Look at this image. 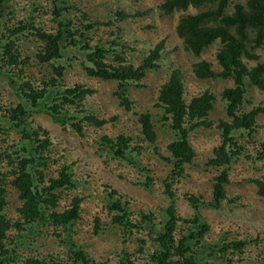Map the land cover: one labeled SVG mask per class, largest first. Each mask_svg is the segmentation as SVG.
<instances>
[{"label":"trees","instance_id":"trees-1","mask_svg":"<svg viewBox=\"0 0 264 264\" xmlns=\"http://www.w3.org/2000/svg\"><path fill=\"white\" fill-rule=\"evenodd\" d=\"M48 1L49 6L38 3L24 15L10 0H0V77L11 94L0 93V264H109L95 260L73 240L72 228L82 220V198L70 196L65 206L60 202L62 195L76 187L72 164L57 156L50 132L33 114L41 111L80 136L86 126L97 134L96 129L114 117L99 115L86 104L95 90L82 81L68 84V70L76 66L88 79L113 81L118 103L130 110L128 88L144 86L146 73L159 67L167 51L160 40L154 48L133 56L119 22L133 16L129 12L117 10L111 16L114 19L105 23L92 19L78 0ZM189 7L196 12H188ZM156 10L159 15L182 12L174 30L184 51L199 56L218 43L214 64L205 59L191 64L193 79L231 80L232 84L219 91L226 117L214 124L209 118L214 94L209 89L190 94L180 70L174 67L155 90L157 112L146 108L134 113L138 123L134 143L132 134L122 130L99 136L104 150L146 175L150 168L142 162L145 152H153L169 166L165 179L169 202L159 217L151 212L135 213L124 195L104 185L110 223L125 240L133 237L137 244L133 254L124 250L117 264H136V255L144 254L148 264H209L224 258L231 262L228 253L241 255L249 244L261 243L262 237L256 234L247 239L243 231L231 235L230 229H220L221 235L209 241L215 230L198 210L218 209L224 200L235 204L234 197L227 196L228 170L239 156L248 157L246 147L251 146L256 158L264 160V139L254 140L264 101L250 106L248 94L249 86L264 92V61L256 53L264 45V0H159ZM17 12L21 16L15 18ZM45 15L50 16L48 23L41 20ZM102 25L112 29H101L99 35ZM159 123L166 130L161 133L169 136L166 142L155 127ZM201 127L219 131V142L206 162L214 172L210 195L185 191L183 199L193 214L182 217L170 188L195 158L190 135ZM249 181L255 184L257 195L264 197V177ZM10 190L18 201L14 215L7 211ZM93 224L97 234L101 230L98 215ZM44 227L50 228L65 250L28 253V245L43 234Z\"/></svg>","mask_w":264,"mask_h":264},{"label":"rangeland","instance_id":"rangeland-1","mask_svg":"<svg viewBox=\"0 0 264 264\" xmlns=\"http://www.w3.org/2000/svg\"><path fill=\"white\" fill-rule=\"evenodd\" d=\"M10 1L15 5V9L24 15L38 3L42 6H49L48 0ZM78 1L79 7L86 10L92 19L105 23L114 19L111 16L117 10L131 13L133 16L119 22L123 28L125 39L133 49V56H138L146 48H154L160 40L163 41L164 50L167 51L160 58L159 67L146 73L143 78L144 86L128 88L129 98L132 102L130 110H125L118 103L117 97L113 93L115 87L113 81L88 79L76 66L68 70L66 77L68 84L73 81H82L95 90V93L87 99L86 104H89L99 115L114 117L112 121L100 129H96L97 134H93L91 127L86 126L84 134L80 136L68 125L53 122L47 114L41 111L33 114L36 121L50 132L52 148L58 152L57 156L62 155L64 163L72 164L71 170L76 187L68 194L62 195L64 199L60 202L65 206L70 196L82 198L80 204L82 220L72 228L73 240L95 260H108L109 264H117L122 252L125 250L133 254L137 244L133 237L125 240L119 230L110 223L105 207L107 202L104 185L124 195L130 201V209L135 213L151 212L159 217L162 214L161 209L169 202L165 193V179L169 172V166L153 152H145L142 155V162L150 168V172L146 175V172L139 171L128 161L113 157L104 150L98 143L99 136L103 133L113 136L122 130L132 134L134 143L137 138L135 135L138 132V123L134 113L146 108L153 114L157 112L153 101L155 90L174 67L180 70L190 94L199 93L204 89H209L214 94L215 101L209 115L214 124L218 119L226 117L225 111L219 103V91L224 86H230L232 82L231 80H201L191 77L192 63L201 59L212 64L215 63L214 54L218 43L215 42L205 48L199 56L184 51L174 30L182 12L159 15L156 10L159 0ZM234 1L243 2L245 0ZM187 11L196 12V9L189 7ZM19 16L21 15L17 12L15 18ZM49 18V15H45L41 20L48 23ZM101 29L106 32L112 27L102 25L98 30L99 35ZM256 53L259 54V59L264 61V45L257 49ZM6 89V81L0 77V93L10 97L11 94ZM248 94L250 106L264 101V92L254 86H249ZM257 122L260 126L254 138L256 141L264 139V115L258 116ZM160 125L163 124L159 123L155 126L158 128V132L165 133V128H161ZM218 132L215 127L209 129L201 127L190 135V142L196 153L195 158L191 164L186 166L185 174L174 181L170 188L175 196L173 200L175 209L182 217H190L193 214L191 206L183 199L185 191L194 194L199 192L205 197L210 195V178L214 172L206 165V162L211 156L213 146L219 142ZM162 133V141L166 142L169 136ZM149 149L151 150V147ZM245 152L248 157L239 156L228 170L230 183L226 186L227 196L234 197L235 204H228L224 200L218 209L200 207L198 211L215 230V234H211L209 241L214 240L215 236L221 235L222 229H230L231 235L236 234L237 231H243L247 239H253L256 234H259L262 241L256 245L249 244L241 255L228 253L227 258L231 262L224 258V261L217 259L209 261V264H264V197L257 195L255 184L249 181V178L264 177V160L256 158L251 146L246 147ZM149 177L151 179L148 180ZM8 198L10 204L7 211L9 215H14L13 208L18 205L15 191L10 190ZM95 215L100 217L101 224V230L97 234L93 233ZM42 233L37 236L35 242L28 245V253L46 254L65 250V247L59 244L60 240L52 236L50 228L44 227ZM149 248H151L150 242L148 243ZM145 256L146 254L136 255L138 258L136 264H148Z\"/></svg>","mask_w":264,"mask_h":264}]
</instances>
